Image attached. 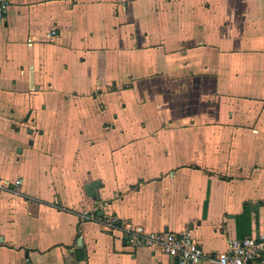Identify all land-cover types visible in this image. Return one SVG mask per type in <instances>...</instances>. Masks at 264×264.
Instances as JSON below:
<instances>
[{
	"label": "crops",
	"instance_id": "obj_1",
	"mask_svg": "<svg viewBox=\"0 0 264 264\" xmlns=\"http://www.w3.org/2000/svg\"><path fill=\"white\" fill-rule=\"evenodd\" d=\"M5 1L0 264H171L138 228L205 254L261 236L264 0Z\"/></svg>",
	"mask_w": 264,
	"mask_h": 264
},
{
	"label": "built area",
	"instance_id": "obj_2",
	"mask_svg": "<svg viewBox=\"0 0 264 264\" xmlns=\"http://www.w3.org/2000/svg\"><path fill=\"white\" fill-rule=\"evenodd\" d=\"M7 11L8 2L0 0V20ZM107 222L112 226L115 224L113 219ZM126 239L130 247H146L165 253L172 258L171 264H264V230L259 238L229 241L227 249L218 254H205L189 231L177 235L145 232L138 228L130 231Z\"/></svg>",
	"mask_w": 264,
	"mask_h": 264
}]
</instances>
